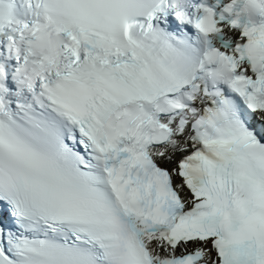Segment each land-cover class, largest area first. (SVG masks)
I'll return each mask as SVG.
<instances>
[{
  "label": "snow or ice",
  "instance_id": "1",
  "mask_svg": "<svg viewBox=\"0 0 264 264\" xmlns=\"http://www.w3.org/2000/svg\"><path fill=\"white\" fill-rule=\"evenodd\" d=\"M0 264H264V0H0Z\"/></svg>",
  "mask_w": 264,
  "mask_h": 264
}]
</instances>
